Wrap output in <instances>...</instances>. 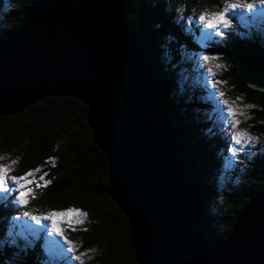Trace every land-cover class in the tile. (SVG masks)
<instances>
[{
  "label": "water",
  "instance_id": "95a60500",
  "mask_svg": "<svg viewBox=\"0 0 264 264\" xmlns=\"http://www.w3.org/2000/svg\"><path fill=\"white\" fill-rule=\"evenodd\" d=\"M124 1L32 0L0 40V116L48 96L86 106L138 264H264V190L217 243L195 230L191 187L167 143Z\"/></svg>",
  "mask_w": 264,
  "mask_h": 264
},
{
  "label": "trees",
  "instance_id": "16d2710c",
  "mask_svg": "<svg viewBox=\"0 0 264 264\" xmlns=\"http://www.w3.org/2000/svg\"><path fill=\"white\" fill-rule=\"evenodd\" d=\"M31 1H17L18 5H22L23 15L17 19L13 15L7 16L9 21H6V27L10 29L0 33V40L21 24L29 11ZM215 1L220 4L219 0ZM13 4L17 5L16 2ZM3 8V0H0V13L4 15ZM124 9L159 95L158 106L165 126L174 113H177L174 118L176 127L182 126L183 118L181 119L179 112L184 107L186 111L187 107H197L201 109V114L202 109L206 108L202 106L206 102L200 101L206 88L202 89V85H199L200 83L198 84L192 77L194 67L186 61L189 57L198 59L202 51L218 55L220 59L216 62H224L226 66H229L227 75L243 88L249 99L257 100L262 107L257 113L263 118L264 56L257 49L256 31L252 32L248 39V35L243 33L246 29L237 15L231 17L232 25L222 30V36L217 37L213 34L206 40L202 39L198 42L196 37L202 34L198 30L200 27L192 23L190 26L183 25L176 16V19H173L166 8V0H125ZM170 10L174 12V6ZM209 44L210 47L206 48L205 45ZM148 48L153 50L154 56L151 54L152 51L149 54L146 53ZM163 50L167 53V62L163 64L164 71L159 66ZM153 61L158 63L154 67ZM180 72L188 74L184 81H178ZM223 75L219 74L220 77ZM201 79L198 78V80ZM204 86L207 85L204 84ZM179 89L183 96L174 100L170 94L179 92ZM188 100H191V103ZM171 108L174 109L173 112ZM86 113V106L75 97L48 96L30 104L17 114L0 116V144L6 149L19 145L16 151L17 160L12 169L13 175L21 176L32 171L34 175L29 179L43 184V181H39V176L47 173L45 181L49 182L46 187L38 188L35 184L31 185L28 203L23 208L19 207L12 197L1 199L0 264H30L29 260L35 253H38L35 254L36 258L41 259L40 251L23 247L21 242L17 245L6 241L4 232L8 231L9 234L11 231L3 230L6 227L2 225V221H12L14 214L19 215L24 211L34 215H46L52 211L69 208L78 209L79 213H84L87 217L83 225L68 227L80 240L81 248L89 247V245L98 247L95 257L87 260L86 264H138L131 246L128 221L107 193L110 186L107 159L93 141ZM201 114L198 116L199 126L209 128L211 133L206 132V134H209L210 139L219 145L222 129L218 128L217 123L209 121L207 126L206 117L200 116ZM257 120L259 119H253L254 122H259ZM256 125L258 126L259 123ZM195 127L193 139L178 143V149V146L171 142L169 132L165 134L181 165L184 179L191 187L194 228H197V224L200 226L203 219L207 220L203 224L204 227L211 228L210 225L213 224L215 228L213 233L211 231V235L214 236L203 233L206 231L201 227L196 230L210 243H216L230 232L248 198L264 188V178L249 195L246 193L240 195L245 192L246 187L238 192L223 190L225 192L221 194L226 197L223 198L220 211L215 215L210 209L213 213L210 219L205 207L207 203L204 200V194L208 193L207 191H217L218 185L212 187L207 176L212 178L214 175L219 178V181L221 180L222 173L219 170H222L220 167L222 158L216 152L213 155L205 154V136ZM198 146H201L199 152H197ZM179 149L182 153L186 152L183 154L188 163L186 168L183 162L184 157L181 158ZM227 158L228 153L225 159ZM36 169L40 171L35 173ZM12 229L15 235L16 230L19 231L14 225ZM220 229L223 233L219 232ZM36 236L38 247L45 249L47 246L44 245L47 244L48 237ZM43 238H45L44 241Z\"/></svg>",
  "mask_w": 264,
  "mask_h": 264
},
{
  "label": "rangeland",
  "instance_id": "374dc122",
  "mask_svg": "<svg viewBox=\"0 0 264 264\" xmlns=\"http://www.w3.org/2000/svg\"><path fill=\"white\" fill-rule=\"evenodd\" d=\"M17 1L19 0H3L4 3V15L0 13V33L7 31L10 29V27H6V21H9L7 16L13 15L15 16L16 19L20 18V16L23 15V8L22 5H18ZM220 4H218L215 0H166V8L169 10V13L173 19H176L178 21H182L181 23L183 25H189V24H195L198 26L196 23L192 21V17H199L201 13H204L205 15H209L214 12H219L221 11V5H223L226 0H219ZM13 2H16L17 5H14ZM174 6V12L170 10L171 7ZM175 14V15H174ZM238 19L241 20L243 26L245 27L246 31H243L244 34H247V38L250 39V36L252 32L256 31V37L258 42V48L260 51V54L264 56V14H261L260 12H256L255 14L251 13H246L241 10H237L236 14ZM233 15L232 17H235ZM259 15H262L260 19L258 18ZM176 16V18H175ZM128 21V20H127ZM129 24V23H128ZM230 24L232 25V18L230 19ZM11 26V25H10ZM202 28V25L199 26ZM229 27H226L228 29ZM225 28H222L223 30ZM201 32V31H200ZM200 36L197 35L196 39L198 42H201L202 39L206 40L209 38L211 35L207 34H199ZM213 35V34H212ZM136 39V37H134ZM148 50V51H147ZM146 53L149 54V52L152 51V55L154 56V52L151 49H147ZM150 50V51H149ZM166 52L163 50L162 52V58L160 59L159 66L160 68L164 71L163 64L167 62V56ZM188 62H190V65L193 66V78L196 79L199 85H202V89L206 88V92L201 98V102H206L205 104H202V106H206V108L202 109V114H201V109L197 107H184L183 109L180 110L179 114L181 119L183 118V125L176 127L175 125V120L177 113H174V116L172 115L171 119L169 118V121L167 122L166 126L164 125V134L168 131L170 140L172 143L175 144V146H178V143H183L184 141H191L194 137L193 134V129H197V131L205 136L206 143L204 150L205 154L207 155H213L215 152L220 155L222 158V163L220 164V167H222V170H219V172L222 173V178L219 181V178L217 176H214L210 178L207 176V180L212 183V187L215 185H218L217 191H207L208 193L204 194V200H206L205 207L207 208V212L210 215V219L213 216V213L217 215V212L220 211V207L222 206L223 203V198L226 196L224 194H221V192H225L223 190H227L226 192H236L244 189L245 187V192L241 193L240 195H245L246 194H252L253 189H256V187L259 185V182L264 178V116L263 118L259 117V114L257 111H260L262 107L259 105L256 99H249L247 96V93L243 91V88L240 87L239 84H237L235 81L231 80L230 77L227 75L229 72V66H226V63L224 62H216L217 60L209 61L207 64H204L202 61L199 59L194 58H187ZM158 63L155 61L152 62V66H156ZM219 64V67H216V65ZM212 69L214 73H216V76L212 80V84L209 83V77H208V69ZM200 72V73H199ZM156 75L155 73H153ZM219 74H224L223 77H220ZM188 74L186 73H179L178 81H184L186 79ZM200 75V76H199ZM226 75V76H225ZM198 78H202L201 80H198ZM216 80L223 81V84H217L215 83ZM206 84L207 86H204ZM198 85V86H199ZM217 92H222L223 96H218L216 93ZM203 93V92H201ZM171 96H173V99L177 100V98L183 96L181 93L180 89L179 92L171 93ZM205 99V100H204ZM222 101L227 102V107L231 108L235 111V115L232 117H227L226 116V109L224 105L221 103ZM189 103H191V100H188ZM250 106V107H249ZM191 108V109H189ZM191 110V111H190ZM171 111L173 112L174 109L171 108ZM199 114L200 116L206 117V125L208 126V121L211 123H217L218 128L222 129V134L220 135L221 138L219 140L221 141L219 145H217L214 140H211L209 137V134H206V132L211 133L209 128H204V126H199V121L200 118L198 117ZM259 118H257V117ZM256 119H259L257 121L259 122H254L253 121ZM239 121V123L233 127L231 124V121ZM256 123H259L257 126ZM171 132V133H170ZM244 132L247 133V137H245V142L250 143V147H243L240 146L239 151L235 154H229L227 152V147H228V142L230 140V137L236 133ZM176 135H174V134ZM166 135V134H165ZM201 136V135H199ZM202 137V136H201ZM248 137H251L252 139L249 141ZM209 141V142H208ZM176 142V143H175ZM167 143L169 147L174 151V149L171 147V145L168 142ZM194 145V144H193ZM225 145V146H223ZM19 145H15L12 148L6 149L4 145L0 144V164L9 167L10 172L9 175H13L12 169L13 166L16 163L17 156H16V151L18 150ZM207 147V148H206ZM233 148H236V145H232ZM179 146L177 147V149ZM225 148V149H224ZM201 150V146L197 148V152ZM180 151V149H179ZM175 153V151H174ZM181 158L184 157V153L186 152H181L180 151ZM226 153H228V157L226 158ZM175 156V154H174ZM184 157V167L188 165L186 162L187 159ZM201 158V157H200ZM176 159V156H175ZM177 160V159H176ZM224 161V162H223ZM15 162V163H13ZM201 162V161H200ZM35 173H37L35 171ZM195 174V173H194ZM34 175V174H33ZM11 187V185H10ZM229 187V188H228ZM264 190L261 189V191L254 193L248 198V201L245 206L249 203V200L255 196L256 194L262 192ZM10 194H13L12 197L14 198L15 193H0V200L7 195L10 196ZM29 199L28 196L26 197V200ZM210 201V202H209ZM209 205V207H208ZM244 206V208H245ZM1 208V207H0ZM243 208V209H244ZM213 213H212V211ZM242 209V210H243ZM241 210V211H242ZM202 211L205 212V209L202 208ZM240 211V212H241ZM50 214V213H48ZM46 214V215H48ZM45 215V214H42ZM239 215V214H238ZM238 217V216H237ZM86 215L84 213H80L78 215H74L69 218V221L66 223H61L59 226L61 227L62 230V235L64 239H61L60 237L56 236L54 232L51 231L50 221H45V227L44 231H39V235H47L52 236L48 240L49 246L45 247V249H41L38 247L37 241L35 237L32 238V240H29V243H31L30 247L28 249H34L35 251H40V257L42 259L38 260L36 258L38 253L33 254V257L30 258V264H86L87 260H91L95 257L97 254V249L98 247H95L94 245H89V247H84L83 249L81 248V245L79 244L80 240L76 238L71 232L70 228L68 227H74L77 225H83L86 222ZM26 220H28L25 217ZM217 220V219H216ZM30 221V220H29ZM207 221L203 219L201 221V224H197V228L199 227L202 228V230L206 231L203 233H208L210 236L211 231L213 233L214 231V226L211 224V228H206L203 226L205 224L204 222ZM12 224V222H11ZM2 225H8L10 226L9 222L2 221ZM234 225V224H233ZM15 229H19V231L16 230L17 233L21 231V229L18 226H14ZM233 227V226H232ZM195 229V230H196ZM208 229H210L208 231ZM232 229V228H231ZM3 230H9L11 229H6L3 228ZM197 231V230H196ZM231 231V230H230ZM198 232V231H197ZM219 232H222L220 229ZM200 233V232H198ZM223 233V232H222ZM10 234V233H9ZM8 231L4 232V235H8ZM32 235L31 232H24L21 231V237L25 240L28 239V236ZM57 237L56 244L54 245L52 242H54V238ZM67 240L72 246H73V251L69 252L68 245L64 243V240ZM12 240V239H11ZM45 238H43V241ZM13 242H16L13 240ZM24 243V242H23ZM28 243V245H29ZM0 245H2L0 243ZM24 246V244H22ZM46 246V244L44 245ZM64 252L66 253V258L65 262H62L60 260V253ZM101 252V250H99ZM99 254V253H98ZM58 256V257H57ZM75 256L77 257L76 260H73L72 257ZM49 261V263L47 262ZM52 262V263H50ZM9 264V263H6Z\"/></svg>",
  "mask_w": 264,
  "mask_h": 264
},
{
  "label": "snow or ice",
  "instance_id": "6c2138e0",
  "mask_svg": "<svg viewBox=\"0 0 264 264\" xmlns=\"http://www.w3.org/2000/svg\"><path fill=\"white\" fill-rule=\"evenodd\" d=\"M237 10H241L243 12L251 14H255L256 12L264 14V0H251V2H249V0H226V2L221 5V11L214 12L209 15L201 13L199 17H192V21L198 26L202 25V28H198V30L201 31L202 34H215V36L219 37L223 35V31L221 30L222 28L231 26L230 19L233 15L236 14ZM205 47H210V44L205 45ZM198 59L204 64H207L209 61L219 60L220 57L218 55L211 54L207 51H202ZM216 67H219V64H217ZM207 74L209 77V83L212 84V80L216 76V73H214L212 69L209 68ZM215 83L223 84L224 82L216 80ZM216 94L218 96H223L222 92H217ZM221 103L226 109L227 117H232L235 115V111L227 107V102L222 101ZM238 123L239 121H231L233 127H235ZM245 137H247V133L244 132L232 135L228 142L227 152L229 154H235L239 151L240 146L250 147L251 144L245 142ZM251 139V137H248L249 141ZM232 145H236L237 147L233 148ZM35 171L39 172L40 170L36 169ZM9 172V167L0 164V193H15L14 202L21 208L25 207L28 203L26 197L30 195L31 185L35 184L36 187L39 188L46 187L49 183L48 181H45V176L47 175V173H44V175L39 176V181L44 182L43 184H40L34 181L33 179H29L33 176L32 171H28L21 176H12L9 175ZM78 214H80L78 209L71 208L62 211H52L48 215H34L27 211H24L22 213L23 217H26L34 224H40L42 220L50 221L51 231L54 232L55 235L60 237L61 239H64V237L62 235V230L59 225L61 223L68 222L70 217ZM64 243L68 245L67 250L69 252H72L73 246L66 239L64 240ZM72 259L76 260L77 257L73 256Z\"/></svg>",
  "mask_w": 264,
  "mask_h": 264
},
{
  "label": "bare ground",
  "instance_id": "6f19581e",
  "mask_svg": "<svg viewBox=\"0 0 264 264\" xmlns=\"http://www.w3.org/2000/svg\"><path fill=\"white\" fill-rule=\"evenodd\" d=\"M203 95V94H202ZM199 98V97H198ZM217 243V242H216ZM214 244V243H213Z\"/></svg>",
  "mask_w": 264,
  "mask_h": 264
}]
</instances>
